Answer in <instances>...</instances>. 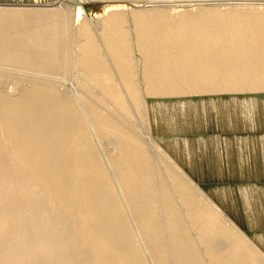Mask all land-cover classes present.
Returning a JSON list of instances; mask_svg holds the SVG:
<instances>
[{"label": "bare ground", "instance_id": "obj_1", "mask_svg": "<svg viewBox=\"0 0 264 264\" xmlns=\"http://www.w3.org/2000/svg\"><path fill=\"white\" fill-rule=\"evenodd\" d=\"M49 1L0 0V264H264L236 187L198 182L189 154L234 148L264 203L263 0Z\"/></svg>", "mask_w": 264, "mask_h": 264}, {"label": "rangeland", "instance_id": "obj_2", "mask_svg": "<svg viewBox=\"0 0 264 264\" xmlns=\"http://www.w3.org/2000/svg\"><path fill=\"white\" fill-rule=\"evenodd\" d=\"M81 1H83V3L84 4H82V5H79V6H85V7H90V8H93L94 10H97L98 12H100L106 5H107V3H104V2H97V3H91V2H89L88 0H81ZM170 1H173V2H171V3H167V5L168 4H173L174 6L175 5H177V4H180V3H182V5H184V6H187L189 3H187V2H181L182 0H170ZM174 1H176V2H174ZM178 1H180V2H178ZM50 2V4L51 3H59L60 2V0H50L49 1ZM237 2H239V1H237ZM240 2H243V1H240ZM249 4H259V3H262V4H264V0L263 1H250V2H248ZM40 6L41 5H43V6H47V4L46 3H40L39 4ZM115 5H118L117 3H115ZM149 4H146V3H137L136 4V6L137 7H140V8H145V7H147ZM74 8V6H72V9ZM256 109H258L257 107H256ZM164 109H160V112L162 111V114L160 113V120H161V122L162 123H164L165 121H168L167 119H169L170 121V123H171V120H174V117H175V121H176V118H178V116L181 114V112L179 113V111L180 110H175L174 109V112L172 111V109L171 110H165V111H163ZM249 110H252V109H249ZM170 111V112H169ZM172 111V112H171ZM207 111H209V110H207ZM153 112V111H152ZM163 112H165V113H163ZM167 112H169V113H171V114H168ZM175 112H177V113H175ZM218 112H219V118H221V121H222V119L223 120H228V119H231V118H234L235 116H237L236 114H235V112L234 111H232V109L230 108V107H222V106H220V108H218ZM260 112V111H259ZM263 113H264V111H262ZM157 113L158 112H154V114L152 113L150 116V118H149V120H148V123L150 124V126H153V124H154V121H155V119H156V115H157ZM167 113V114H166ZM173 113H175V114H173ZM159 114V113H158ZM192 114H193V112L192 111H188V113L186 114V116L188 117V118H191V116H192ZM239 115V114H238ZM243 115V114H242ZM207 116L208 117H212V113H210V111L208 112V114H207ZM240 116H241V114H240ZM170 117V118H169ZM237 117H239V116H237ZM174 121V122H175ZM174 122H173V124H174ZM209 126H210V128L209 129H207V130H205V131H203L204 133H206V134H209V135H211V136H217V137H221L222 135H224V133H228V134H232L233 132H224V130H222L220 127H221V125L219 124V120H216V121H214V122H212V123H210L209 124ZM138 127L143 131V133H144V136L145 137H148V135L150 136H153L152 134V132L149 130V128H148V126H145V127H143L141 124H138ZM256 131V130H255ZM151 132V133H150ZM248 132V131H247ZM259 132H261V134L262 135H264V128H262V129H260L259 130ZM249 133H250V131H249ZM221 135V136H220ZM225 135H227V134H225ZM220 144V147L222 146V144L221 143H219ZM219 146L218 145V143L217 144H213V146H214V148H213V146L211 147H209V145L207 146V150H210V152L209 153H207L208 155L206 156V155H204V156H202V155H197V154H199V152H191L192 150H189L190 152H189V154H193V155H195L194 157H196L197 158V160H195L196 158H194L193 159V155H191V157H192V164H195V168H196V170L193 172L194 173V175H195V177H196V179H197V181L198 182H200V183H219V182H224V183H228V184H233L235 187H236V190H235V192H234V196H233V204L231 203V202H227V203H225V206H227V213L231 216V217H233L234 218V220L235 221H237L239 224H240V226H242L243 228H244V230H247V231H250V230H253V231H264V203L262 202V200L260 199V197L259 196H255V200L253 201V202H251V203H249V202H244L245 201V198H244V194H242V193H240V190H239V186H238V184L240 183V182H247V181H245V180H242V179H239L240 178V175H238L236 172H235V170H236V168H235V170H233L232 169V171H231V174H230V172H228V168L230 167V164H231V162L228 160H226V159H228V158H230V157H232V159L233 158H235V159H233V162H234V160H235V162H234V166H236L237 167V165L239 164L238 162V160H241V159H238L239 158V156H237V155H235V152L233 153V152H231V150L232 149H234V148H231V150L229 151L228 149H230V148H228L227 150H224L223 151V149L222 148H225L224 146H222L221 148L220 147H217V146ZM216 146V147H215ZM209 147V148H208ZM236 149V148H235ZM221 151L220 153H221V155H220V153L218 152H216V151ZM259 150V149H258ZM258 150H256V152L258 151ZM214 151V152H213ZM235 151V150H234ZM251 151H255L254 149L253 150H251ZM250 151V152H251ZM212 152V153H211ZM224 152H225V154H227V155H224ZM227 152V153H226ZM230 153V155H229V153ZM255 152V153H256ZM210 153H211V155L214 157H212V156H210V158H209V155H210ZM259 153V152H258ZM258 153H256L254 156H256V157H253L254 158V160L256 161V163H255V161H254V163H255V165H256V168H257V170L258 169H260V170H258V171H261L262 170V173L260 174V176H258V177H255V176H253V179H254V181H252V182H256V183H258L259 181L261 182V181H264V174H263V169H264V153H262V154H258ZM189 154H188V156H189ZM213 154H216L215 156L213 155ZM219 154V155H218ZM223 154V155H222ZM261 155H262V157H261ZM217 156H219V158H221L220 160L219 159H217L218 157ZM220 156H222V157H220ZM236 156V157H235ZM259 156V157H258ZM217 157V158H216ZM238 157V158H237ZM240 157H244V155L243 154H241L240 155ZM249 157H250V155H249ZM209 158V159H208ZM215 159H217V161L219 160V161H223V162H221L220 163V165L218 166V163H217V161L215 160ZM231 159V158H230ZM238 159V160H237ZM258 159V160H257ZM194 160H195V162H194ZM200 160H202V161H200ZM237 160V161H236ZM260 162L261 163H263V166L260 164ZM258 165H260V166H262V167H260L259 166V168H258ZM217 167L221 170V172L220 173H222L223 174V176L222 175H219V171L217 170ZM202 170V171H201ZM203 173V174H202ZM226 174H228V175H226ZM197 175H198V177H197ZM260 177V178H259ZM251 182V181H250ZM246 185H248V184H250V183H245ZM245 185V186H246ZM243 197V198H242ZM264 199V198H263ZM256 203V204H255ZM244 204V205H243ZM247 204V205H246ZM254 204V205H253ZM249 205V206H248ZM245 206V207H244ZM248 206V207H247ZM255 206V207H254ZM245 209V210H244ZM258 210V211H257ZM254 213V218L250 221L249 220V215L250 216H253L252 214ZM260 215H259V214ZM256 214H258V215H256ZM255 215H256V217L258 218V220L255 218ZM248 216V217H247ZM259 216V217H258ZM247 218H248V220H247ZM256 220V221H255ZM259 221V222H258ZM257 223H259V224H257ZM257 224V225H256ZM261 227H262V229H261ZM250 228V229H249Z\"/></svg>", "mask_w": 264, "mask_h": 264}]
</instances>
